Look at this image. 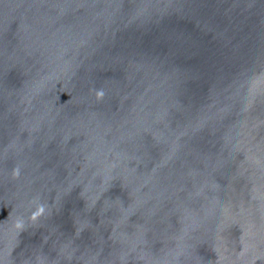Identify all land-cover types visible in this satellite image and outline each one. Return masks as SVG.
I'll list each match as a JSON object with an SVG mask.
<instances>
[{"label":"water","instance_id":"obj_1","mask_svg":"<svg viewBox=\"0 0 264 264\" xmlns=\"http://www.w3.org/2000/svg\"><path fill=\"white\" fill-rule=\"evenodd\" d=\"M0 264H264V0H0Z\"/></svg>","mask_w":264,"mask_h":264}]
</instances>
